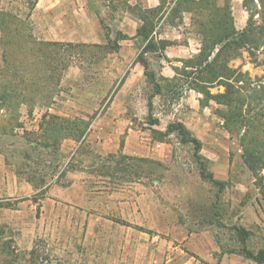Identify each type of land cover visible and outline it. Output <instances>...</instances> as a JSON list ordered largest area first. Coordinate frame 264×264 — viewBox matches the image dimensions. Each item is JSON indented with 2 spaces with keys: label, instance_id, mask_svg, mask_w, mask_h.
<instances>
[{
  "label": "rangeland",
  "instance_id": "obj_1",
  "mask_svg": "<svg viewBox=\"0 0 264 264\" xmlns=\"http://www.w3.org/2000/svg\"><path fill=\"white\" fill-rule=\"evenodd\" d=\"M173 1L175 4L170 6V0H161L154 20L164 11L166 17L171 10V24L182 33L183 47L177 58L182 60H176L174 65L181 74L182 61L197 55L201 46L191 15L185 12L189 2ZM228 1L234 25L240 30L247 18L242 0ZM27 2L0 0L12 11L25 9ZM28 21L33 36L39 39L31 16ZM89 51L93 49L84 48L83 55L71 58L49 108H35L32 113L22 108L23 126L37 131L45 112L92 122L118 102L124 108L121 117L129 123L127 127L136 129L143 140L155 142L153 154L157 159L142 154L131 157L119 151L101 153L93 142L106 136L113 140L112 131L87 129L76 148L67 150L69 146H63L62 141L56 156L48 152L43 155L46 162L38 169L47 172V179L53 173L54 158L60 161L56 173L63 169L65 173L57 183L47 182L34 189L27 177L4 163L1 155L0 229L4 235L19 251L27 252L39 241L42 255L55 258L59 264H221L224 254L233 256L224 258L222 264H257L236 253L241 245L235 228L249 232L247 249L264 250V169L253 172L244 164L238 140L214 113L222 107L213 101L200 106L202 96L196 91L194 102L193 93H188L187 83L179 73L171 82L161 80L159 66L151 54L145 56L148 71L162 92L156 95L151 78L142 77L116 100L121 75L113 76L109 67L101 64L104 58H90ZM259 59H264V49ZM229 64H242V70L251 76L264 73V66L250 64L246 53ZM176 121L200 141L198 156L191 143H181L174 133L162 141L155 140L151 130L164 132L168 123ZM113 131L115 144L121 145L128 134L126 129L118 134ZM1 145L8 154L17 147L11 136L0 141ZM210 156L215 162L209 160ZM13 161L20 162L21 157L16 155ZM226 164L228 177L219 191L211 180L215 179L217 166L221 173ZM203 234L215 250H207ZM189 236L199 240L187 248L183 244ZM203 248L206 251L197 255L196 251ZM230 249L235 253H229Z\"/></svg>",
  "mask_w": 264,
  "mask_h": 264
},
{
  "label": "trees",
  "instance_id": "obj_2",
  "mask_svg": "<svg viewBox=\"0 0 264 264\" xmlns=\"http://www.w3.org/2000/svg\"><path fill=\"white\" fill-rule=\"evenodd\" d=\"M183 1L189 2L185 12L191 15V24L197 29L201 47L197 55L182 61V73L177 72L176 68L175 73L182 76L188 90L192 89L201 94L200 106L213 101L223 108H216L214 113L223 120L228 132L238 140L244 164L253 172L262 170L264 73L251 76L248 71L242 70V64L233 67L229 63L240 59L246 53L250 64L264 66V59H259V53L264 49V0H242L247 18L240 30L234 25L228 0ZM220 1L224 3L221 5ZM26 2L27 7L17 11L0 4V141L11 136L17 144L15 150L9 154L1 145L0 154L7 165L15 168L16 174L27 177L33 188L37 189L45 186L47 182L57 183L65 173L64 169L56 173L60 161L54 158L55 163L51 165L53 173L47 179V172L38 169L39 166L44 167L46 162L43 155L48 152L56 156L61 142L65 139L81 144L91 120L78 117L69 119L45 112L38 123V130L29 131L20 121L22 108H26L29 113L35 108H49L54 102L53 95L56 94L55 87L61 79V73L68 67L72 57L83 55L84 48L93 49L89 51L90 58H105L108 53L117 49V45L108 42L105 45H85L37 39L33 36L28 21L36 0ZM160 9L161 0L159 7L139 11L142 24L137 28V35L145 42L137 60L143 65L144 76L151 78L155 94H160L162 90L152 79L154 75L148 71L145 55L156 52L158 48L163 49L167 44L165 41L157 44L151 36L155 25L164 16L165 11L154 20ZM170 13L164 21L172 23ZM186 69L191 71L186 72ZM214 87L222 88V91L211 93L210 90ZM151 131L157 141H162L171 133L176 134L181 143H191L195 155L198 156L201 143L190 135L181 122L168 123L164 132ZM16 155L21 157V161L14 163L13 158ZM211 181L218 186L219 191L226 184L215 179ZM45 189L46 187L41 190L42 194ZM235 229L239 232L238 243L241 245L236 253L257 264H264V250L253 252L247 249L245 241L249 232L240 227ZM4 234L0 229V264H59L54 262L55 258L42 255L39 241H35L29 251H19L11 238ZM229 253L235 251L230 249Z\"/></svg>",
  "mask_w": 264,
  "mask_h": 264
},
{
  "label": "crops",
  "instance_id": "obj_3",
  "mask_svg": "<svg viewBox=\"0 0 264 264\" xmlns=\"http://www.w3.org/2000/svg\"><path fill=\"white\" fill-rule=\"evenodd\" d=\"M173 2L171 1L169 5L171 6ZM159 5L160 0H67L66 3L65 0H36L30 16L39 39L43 41L85 45L116 43L117 49L108 53L101 64L109 67L113 76L121 75L120 85L114 96L118 100L137 81L145 77L143 65L137 60L138 54L145 45L142 37L137 35V28L142 24L138 13L145 9H155ZM63 8L66 10H62ZM164 18L165 16L155 25L151 36L157 44L160 41H165L167 44L163 49L158 48L151 56L154 57L159 66L161 80L171 81L177 76L174 70L176 60H182L177 59L180 57V49L183 47L180 43L182 33L173 24L168 22L166 25ZM188 93H193V101L196 102L195 91L189 89ZM122 112H124V108L117 102L116 105L113 104L101 112L99 118L90 123L88 130L112 131L111 139L113 140L109 141L110 136H106L99 141H94L93 145L99 146L100 152L105 154H113L119 151L131 157L142 154L146 157L155 158L153 154L156 150L155 142L150 143L148 140H143L136 129L127 127L129 123L121 117ZM121 129H126L128 134L122 142L123 145H120L119 142L115 144L113 130L118 134ZM64 143L69 146L67 150L76 148L78 145V143L68 139L63 141V146H65ZM167 156H170L168 149ZM208 158L215 162L213 157ZM227 165H223L221 173L218 170L219 166H217L215 180H227ZM203 237V241H207L209 245L205 246L208 247L207 250H215V246L211 248L210 239L205 234ZM196 240L199 239L190 237L183 246L189 248V244ZM204 250L203 248L200 252L196 251L197 255L202 254ZM210 255L212 254L210 253ZM228 256L231 257L233 254H224L222 260ZM222 260L221 264L224 263Z\"/></svg>",
  "mask_w": 264,
  "mask_h": 264
}]
</instances>
